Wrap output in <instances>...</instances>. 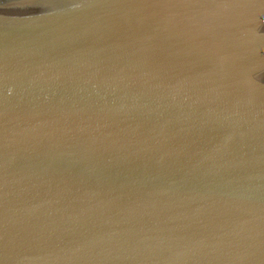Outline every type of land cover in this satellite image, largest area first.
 Returning a JSON list of instances; mask_svg holds the SVG:
<instances>
[{
	"label": "water",
	"instance_id": "1",
	"mask_svg": "<svg viewBox=\"0 0 264 264\" xmlns=\"http://www.w3.org/2000/svg\"><path fill=\"white\" fill-rule=\"evenodd\" d=\"M0 264H264V0H0Z\"/></svg>",
	"mask_w": 264,
	"mask_h": 264
}]
</instances>
